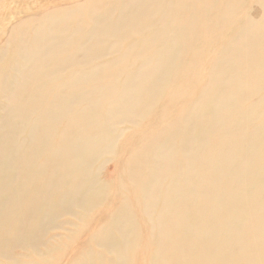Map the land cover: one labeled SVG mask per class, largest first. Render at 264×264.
Returning <instances> with one entry per match:
<instances>
[{
    "label": "bare ground",
    "instance_id": "1",
    "mask_svg": "<svg viewBox=\"0 0 264 264\" xmlns=\"http://www.w3.org/2000/svg\"><path fill=\"white\" fill-rule=\"evenodd\" d=\"M0 264H264V0H0Z\"/></svg>",
    "mask_w": 264,
    "mask_h": 264
},
{
    "label": "rangeland",
    "instance_id": "2",
    "mask_svg": "<svg viewBox=\"0 0 264 264\" xmlns=\"http://www.w3.org/2000/svg\"><path fill=\"white\" fill-rule=\"evenodd\" d=\"M30 4H32L33 6L39 5L40 2L45 1V0H28ZM19 5V4H18ZM113 169L112 164H109L106 169L105 172L109 173L111 170Z\"/></svg>",
    "mask_w": 264,
    "mask_h": 264
}]
</instances>
